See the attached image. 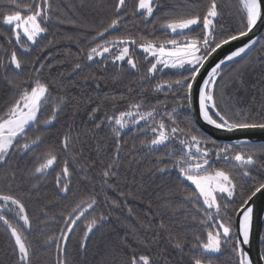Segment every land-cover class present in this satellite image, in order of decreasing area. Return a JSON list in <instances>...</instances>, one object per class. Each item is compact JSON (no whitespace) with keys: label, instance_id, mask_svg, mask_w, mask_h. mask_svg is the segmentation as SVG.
<instances>
[{"label":"snow or ice","instance_id":"1","mask_svg":"<svg viewBox=\"0 0 264 264\" xmlns=\"http://www.w3.org/2000/svg\"><path fill=\"white\" fill-rule=\"evenodd\" d=\"M61 6L0 0L10 33H0V82L10 93L0 108V225L10 238L9 264H42L40 251L53 246L55 264H184L185 256L190 264H264V137L248 135L264 133V0H135L131 9L128 0H73L67 15ZM77 8L94 14L77 19ZM106 8L111 14L97 20ZM137 20L152 31L121 33ZM50 26L76 29L60 37L77 45L67 53L68 83L64 72L41 78L54 67L45 62L51 53L43 55L54 39L32 58ZM257 68L261 87L242 107L236 86ZM125 75L138 87L104 90ZM199 122L242 135L221 143ZM52 173L56 198L44 200ZM73 176L86 195L61 207L74 195ZM129 177L141 191L124 190ZM105 224L111 233L89 261V241ZM81 225L73 256L68 245ZM34 231L51 234L34 242Z\"/></svg>","mask_w":264,"mask_h":264},{"label":"trees","instance_id":"2","mask_svg":"<svg viewBox=\"0 0 264 264\" xmlns=\"http://www.w3.org/2000/svg\"><path fill=\"white\" fill-rule=\"evenodd\" d=\"M21 5L23 3L27 2V0H20ZM57 5H60L61 0H55ZM73 2V0H63V5L66 6L68 3ZM76 3H79L80 0H75ZM90 2H103L106 6L114 3V0H90ZM235 0H232V3H234ZM135 4V0H128V6L131 9ZM61 6L60 11L62 14H68L65 12V7ZM2 11V9H0ZM76 12V18H80L81 14L88 15L89 19L92 18V15L94 14V11H89L88 9L84 8H77L75 10ZM111 14L110 8H106V10L102 13H100L99 16H97V20L100 19H106L109 15ZM131 19V18H130ZM121 33H131L133 35H137L138 33L141 32H146V31H152L151 25L147 26V29L145 26L139 21H135L134 23L130 22L126 27L121 28ZM76 29H73L71 27H66V26H50V31L47 34V39L41 40L39 46H37L33 53H32V58H34L37 55H41L40 53V46L46 45L48 39H54V45L50 48H47L45 52L43 53L44 56H47L48 53H51V59L48 61H45L46 63H50L54 65V67L49 71L48 68H45L42 74V79H48L49 75L51 74L52 77H56L59 72H64L66 74V80L65 82L68 83L71 81L70 77H67V71L70 68L71 64V58L67 57V53L71 51L72 53H75L77 51V45L74 42H69L66 40L61 39L60 37L65 34H75ZM0 33L4 34H10L8 33V30L3 27L2 25V20H0ZM156 34L160 35V30L157 26L156 29ZM0 42H3V36L0 35ZM136 55L138 56L140 60V66L141 68H145L146 65L144 64L143 61V55L141 54V50L136 49ZM87 71V69L85 70ZM167 73V70H165ZM28 70H25V75H27ZM170 75V73H168ZM260 74L261 70L259 68L255 70H250L245 73L244 75V83L242 85H237V91H235V96L239 101L240 106H247L250 105L252 102V97L256 93L257 89L261 87L260 83ZM167 78V76H165ZM127 86H132L134 88L138 87V82H137V77L135 76H130V75H125L123 77V82L118 83L117 85H112L111 84V79L108 80V85L105 87V91H112L115 89V94L123 93L126 91ZM94 87V85L92 86ZM91 91V88L89 89ZM10 96V93L8 91V88L6 84L3 82H0V108L3 107V101L4 99L8 98ZM161 99H163V96H160ZM193 118V117H192ZM194 120V119H193ZM62 123V122H61ZM61 128L60 124H57L55 128H53V136L55 135L56 132H58ZM206 134V133H205ZM51 143L55 146L58 147L56 144L55 139L51 140ZM42 151V149L38 150ZM63 155L61 154V160L63 159ZM56 171H59V168L56 169ZM55 173H52L49 175L47 182H45L42 185V192L41 196L43 197L44 200L47 199H55L56 198V193L55 189L53 187V176ZM95 183L96 187L99 188V183L98 181H93ZM123 179L120 181L121 186L124 185ZM125 191L132 190V191H141L139 189L138 184L134 185L131 182V178L129 177L128 181V187L124 188ZM73 196L69 198L68 201H59V205L62 207L65 204L70 203L73 199L77 197H82L86 195L85 188L79 183V178L76 176H73ZM110 196L112 197H117L118 193H109ZM129 205L134 207L137 212H147V207L146 204L140 203L138 200H130ZM37 207V197L35 194L32 195L31 200L29 202V209L30 211L34 208ZM99 210H104L103 207ZM56 211H59V208L56 209ZM38 215V214H37ZM167 220V218H165ZM38 223V221L34 218V227ZM111 224H105V226L101 229L100 232H97L95 235H93L89 241L88 247H89V255L88 259L89 261L93 260V253L99 249H102L104 246V241L109 237L111 233ZM56 226L52 225L51 231H55ZM82 230H83V225L79 229H77V234L72 237L70 244L68 245L69 248V253L71 255H75L76 248L78 246L79 238L82 235ZM51 231H47L45 233H37L33 232L30 235V239L36 242L37 240L43 239L46 235L51 234ZM191 231H197V230H191ZM189 239H191V232L189 233ZM10 238L8 234L5 232L4 228L2 225H0V264H9L8 256L10 253ZM40 257L42 264H55L56 260V252H55V247L47 248L46 250H41L40 251ZM184 264H190V261L187 256L184 258Z\"/></svg>","mask_w":264,"mask_h":264},{"label":"water","instance_id":"3","mask_svg":"<svg viewBox=\"0 0 264 264\" xmlns=\"http://www.w3.org/2000/svg\"><path fill=\"white\" fill-rule=\"evenodd\" d=\"M192 117L194 120L197 119V114L195 110L193 111ZM198 126H201L202 131H204L207 135H211L214 138L219 139L221 143L229 142L231 139H234L237 136L242 135L241 133H236V134L223 133L218 130L212 129L209 126L203 125L202 122H199ZM248 135H251L254 140H258L259 138L264 137V133H260V132L249 133ZM257 247H258V244L254 243L253 254H255Z\"/></svg>","mask_w":264,"mask_h":264}]
</instances>
